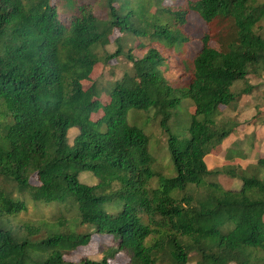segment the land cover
<instances>
[{"label": "trees", "instance_id": "trees-1", "mask_svg": "<svg viewBox=\"0 0 264 264\" xmlns=\"http://www.w3.org/2000/svg\"><path fill=\"white\" fill-rule=\"evenodd\" d=\"M164 1L0 0V264H111L120 254L129 264H264V159L206 164L240 127L220 108L250 97L251 80L264 75V0H190L185 9ZM188 12L208 32L184 62L189 84L176 89L150 46L182 49ZM134 49L147 51L126 56L131 70L107 84L103 106L102 89L83 83ZM184 99L188 137L169 135L164 171L128 112L153 109L166 128ZM71 130L79 132L69 145ZM83 172L97 183H80ZM219 177L240 188L223 189ZM29 205L37 219L19 221ZM94 236L114 240L100 261L65 260Z\"/></svg>", "mask_w": 264, "mask_h": 264}, {"label": "rangeland", "instance_id": "rangeland-1", "mask_svg": "<svg viewBox=\"0 0 264 264\" xmlns=\"http://www.w3.org/2000/svg\"><path fill=\"white\" fill-rule=\"evenodd\" d=\"M190 0H165L164 7H172L173 9L186 8ZM150 2V1H149ZM155 13L154 7L150 10ZM184 33L190 41L182 48L169 47L163 43H153L150 48L158 50L166 59L163 71L166 73L169 85L177 88H186L190 81V72L185 70L184 62L191 65V62L199 53L203 46L202 37L208 32V27L202 20L192 12L187 14V23L183 28ZM119 34L116 33L111 40L114 41ZM134 42H130L129 47H132ZM148 49V48H147ZM147 49L126 52L123 57L111 61L107 64L100 62L93 69L90 75V81L84 82L83 86L88 89L92 84H96L101 90L100 102L103 106L109 103V97L104 91L107 84L113 83L120 79L125 71L131 70L130 64L126 61V56L133 54L135 58H142ZM108 52L115 51V45L107 48ZM252 85L256 87L250 97H244L237 102L233 107H221L223 119H231L236 121L240 127L224 141L221 148L214 151L206 158L208 169L221 168L226 165H237L245 168L248 165H254L258 159H264V75L261 78L251 80ZM240 88V86H239ZM192 103L189 99L182 101V106L178 109V115L172 116L170 121L162 125V120L154 119L153 109L128 112V122L132 126H137L150 138L149 151L155 157V167L161 168L164 171L172 170L170 162V152L168 149L167 140L169 135H178L181 138L188 137V128L191 121ZM103 117V112L91 116L92 121L96 122ZM103 123V122H102ZM101 131L106 129L103 123L99 127ZM79 130H71L67 136V143L72 144ZM236 150L239 152L236 155ZM236 155V156H235ZM231 159H228V158ZM174 176V175H172ZM79 181L82 184L93 186L97 183V179L90 172H83L79 175ZM219 184L225 190H238L240 182L226 177H219ZM31 184L39 185L36 176L31 178ZM44 203H38L36 207L44 209L45 215L52 213V208H46ZM38 211L29 205L28 211L19 216V221H32L37 219ZM12 224L15 220H12ZM113 237L94 236L87 247H79L73 253L65 258L66 261L78 263L86 258L89 260L100 261L102 258L101 251L104 247H108L113 242ZM111 264H129V259L124 255H118Z\"/></svg>", "mask_w": 264, "mask_h": 264}]
</instances>
